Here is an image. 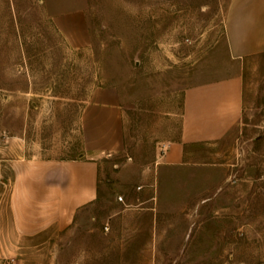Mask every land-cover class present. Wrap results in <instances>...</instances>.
Returning <instances> with one entry per match:
<instances>
[{"label": "rangeland", "instance_id": "rangeland-1", "mask_svg": "<svg viewBox=\"0 0 264 264\" xmlns=\"http://www.w3.org/2000/svg\"><path fill=\"white\" fill-rule=\"evenodd\" d=\"M230 1L0 0V264H264V49L230 55ZM237 71L238 123L165 162L186 88ZM106 87L123 142L99 158L97 198L63 229L17 235L11 163L76 156Z\"/></svg>", "mask_w": 264, "mask_h": 264}, {"label": "crops", "instance_id": "crops-1", "mask_svg": "<svg viewBox=\"0 0 264 264\" xmlns=\"http://www.w3.org/2000/svg\"><path fill=\"white\" fill-rule=\"evenodd\" d=\"M225 27L232 57L243 58L264 49V0H231ZM243 93L239 71L186 88L181 135L170 142L164 161H182L186 144L219 138L238 123ZM117 95L113 87L92 91L81 114L82 145L76 156H34L11 163L9 211L17 235L33 236L52 227L63 229L82 206L97 198L99 158L119 149L123 142Z\"/></svg>", "mask_w": 264, "mask_h": 264}, {"label": "built area", "instance_id": "built-area-1", "mask_svg": "<svg viewBox=\"0 0 264 264\" xmlns=\"http://www.w3.org/2000/svg\"><path fill=\"white\" fill-rule=\"evenodd\" d=\"M163 146H166L164 143H163ZM166 147H162V150H164ZM139 187V186H138ZM117 198L119 199V200H123V197H122V195L121 194H119L118 196H117ZM4 264H15V259L13 258V257H11L9 260H6V262L4 263Z\"/></svg>", "mask_w": 264, "mask_h": 264}]
</instances>
